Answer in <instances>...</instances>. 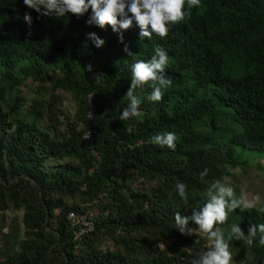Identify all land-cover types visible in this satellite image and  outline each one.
Segmentation results:
<instances>
[{"label": "trees", "instance_id": "trees-1", "mask_svg": "<svg viewBox=\"0 0 264 264\" xmlns=\"http://www.w3.org/2000/svg\"><path fill=\"white\" fill-rule=\"evenodd\" d=\"M90 13L43 17L0 0V212H23L2 237L0 264H189L209 241L180 233L175 214L191 215L213 181L238 184L231 171L264 159V0H201L165 37L142 39L134 21L123 43ZM156 45L169 53L172 86L155 102L149 85L137 88L140 115L122 121L131 65ZM60 93L76 97V114ZM167 131L175 149L152 142ZM90 213L94 230L76 240L70 215ZM230 223L247 233L264 213L237 209L222 230ZM232 246L234 264H264L258 239Z\"/></svg>", "mask_w": 264, "mask_h": 264}, {"label": "clouds", "instance_id": "clouds-1", "mask_svg": "<svg viewBox=\"0 0 264 264\" xmlns=\"http://www.w3.org/2000/svg\"><path fill=\"white\" fill-rule=\"evenodd\" d=\"M24 4L43 17L65 18L69 13L84 15L91 10L89 23L103 28L111 25L112 30L120 34V42H124L123 31L129 29L133 22L140 28V37L151 39L153 34L165 37L169 28L191 15L193 8L201 6V0H24ZM24 20L31 25L30 12L24 14ZM96 48L105 44V40L95 32L88 34ZM127 51V45L125 46ZM170 56L166 48L154 46L153 55L148 60H137L131 65V83L127 91L128 104L122 109L119 118L127 120L140 115L143 100L136 94L137 88L145 85L151 87L148 99L159 101L165 91L172 86V79L166 75ZM92 70V65L87 66ZM178 136L167 131L152 137V142L175 149ZM201 178L208 175V169L201 172ZM178 195L187 200L185 182L176 184ZM237 209L241 212L254 209L264 213V198L260 193L249 194L237 192L230 182L217 179L207 191V201L191 215L175 214V228L182 234H206L209 244L205 251L193 256L189 264H234L233 241H243L247 246L257 242L264 246V223L251 224L247 233L240 223H230L227 230L221 225L228 221L230 214ZM190 224L196 227H190Z\"/></svg>", "mask_w": 264, "mask_h": 264}, {"label": "rangeland", "instance_id": "rangeland-1", "mask_svg": "<svg viewBox=\"0 0 264 264\" xmlns=\"http://www.w3.org/2000/svg\"><path fill=\"white\" fill-rule=\"evenodd\" d=\"M46 88L50 86L44 84ZM24 93L31 98L34 97L35 91H37V83L32 80H28L25 87H22ZM38 92V91H37ZM64 96V108L68 113L76 114L78 110V102L76 97L71 93H60ZM233 173V179L238 180V184L232 180V177L225 178V182H230L232 186L238 190L246 191L249 194L260 193L264 198V159H257L252 161L247 170L235 169L231 171ZM23 212H7L5 214L0 212V247L2 245V237L9 232V229L13 225L22 227ZM107 246L113 248V243L108 241Z\"/></svg>", "mask_w": 264, "mask_h": 264}, {"label": "built area", "instance_id": "built-area-1", "mask_svg": "<svg viewBox=\"0 0 264 264\" xmlns=\"http://www.w3.org/2000/svg\"><path fill=\"white\" fill-rule=\"evenodd\" d=\"M92 114L93 110L90 111V117ZM89 216H92V213L84 216H76L75 214L70 215L72 223L77 226V231L75 232L76 240H82L84 236L94 230V222Z\"/></svg>", "mask_w": 264, "mask_h": 264}]
</instances>
